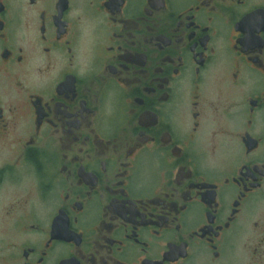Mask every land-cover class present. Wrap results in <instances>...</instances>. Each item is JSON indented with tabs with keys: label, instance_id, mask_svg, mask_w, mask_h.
<instances>
[{
	"label": "flooded vegetation",
	"instance_id": "obj_1",
	"mask_svg": "<svg viewBox=\"0 0 264 264\" xmlns=\"http://www.w3.org/2000/svg\"><path fill=\"white\" fill-rule=\"evenodd\" d=\"M0 264H264V0H0Z\"/></svg>",
	"mask_w": 264,
	"mask_h": 264
}]
</instances>
